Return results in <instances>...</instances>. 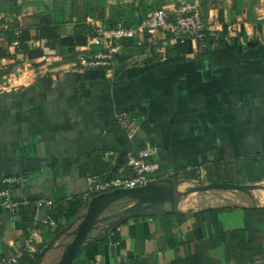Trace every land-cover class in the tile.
<instances>
[{"label":"crops","instance_id":"0c3cea01","mask_svg":"<svg viewBox=\"0 0 264 264\" xmlns=\"http://www.w3.org/2000/svg\"><path fill=\"white\" fill-rule=\"evenodd\" d=\"M139 1L103 0L91 11L88 0H45L16 15L0 11V75L15 73L6 86L0 77V187L3 177H19L15 209L0 206V264L36 260L71 221L70 201L80 202L76 215L93 196L88 176H132L129 159L146 145L157 162L148 180L212 181L206 170L216 161L235 166L236 182L263 185L264 0H195L210 30L236 33L230 42L222 36L225 44L167 36L154 45L142 34L111 42L108 65L80 66L81 55L107 51L94 25H124L142 13ZM13 20L15 33L48 26V36L28 41L43 54L28 59L16 41L7 43ZM77 28L82 44L74 43ZM120 113L135 119L133 135L120 127ZM220 190L191 192L175 210L128 216L107 232L95 228L70 264H264L259 191L254 200ZM60 252L48 248L37 264L54 263Z\"/></svg>","mask_w":264,"mask_h":264},{"label":"built area","instance_id":"2783aa9c","mask_svg":"<svg viewBox=\"0 0 264 264\" xmlns=\"http://www.w3.org/2000/svg\"><path fill=\"white\" fill-rule=\"evenodd\" d=\"M213 23H216L215 21ZM228 32L222 34L226 42L235 38L236 33ZM240 29H238L239 31ZM222 31V30H221ZM217 29H209L202 19V14L195 0H180L178 3L172 2L168 5L154 6L149 9L141 18L140 22L131 27L118 25L115 27L104 26L101 22L94 25L95 36L104 39L107 51L97 50L90 54H83L79 57L78 63L85 68L108 65L111 58L110 43L120 39L130 40L137 39L142 34L149 35L151 44H156L158 39H164L170 36L175 39L184 37L200 38L211 36L217 39L221 35ZM235 31V32H238ZM3 80L6 86L15 77V73H8ZM120 127L128 135H133L137 128V123L133 117L120 113L118 116ZM156 154L154 146L146 145L139 149L137 157H131L129 163L133 170L130 177H117L100 179L96 175H89L87 183L89 192L98 194L119 187H133L145 183L148 178L146 173L157 168V162L151 159ZM19 177L5 176L1 179L0 187V206L9 211L15 209V203L12 201V186L16 185ZM42 201H38L40 205ZM15 257H9L2 261V264H11Z\"/></svg>","mask_w":264,"mask_h":264},{"label":"water","instance_id":"95a60500","mask_svg":"<svg viewBox=\"0 0 264 264\" xmlns=\"http://www.w3.org/2000/svg\"><path fill=\"white\" fill-rule=\"evenodd\" d=\"M4 1L10 0H0ZM180 182L181 180L165 176L147 180L141 185L114 188L93 195L83 204L80 213L53 235L32 264H37L39 256L53 247H61V252L52 264H70L75 253L95 228L107 232L128 216L142 212L175 210L178 199L191 192L210 189L234 190L255 200L253 192L258 189L264 191V185L258 182L197 181L187 187H180ZM117 200H124L125 205L112 210L111 206ZM128 203L130 204L126 206ZM165 206H168V209ZM100 223H104L103 227H100ZM71 225L75 227L68 231ZM59 239L62 242H58Z\"/></svg>","mask_w":264,"mask_h":264},{"label":"trees","instance_id":"16d2710c","mask_svg":"<svg viewBox=\"0 0 264 264\" xmlns=\"http://www.w3.org/2000/svg\"><path fill=\"white\" fill-rule=\"evenodd\" d=\"M85 1V0H83ZM89 1V8L91 11H95L97 9V6L101 1L103 0H88ZM162 3L164 2H159V0H152V5H145L144 0H140L138 3V8L143 9L141 14H137L135 16L128 17L125 19V24L123 26L125 27H130V26H135L137 25L143 15L152 7L154 6H161ZM31 4H43L46 6L45 0H10V1H4L0 2V11L5 12V13H10L13 15H16L17 13L20 12L21 8L26 6V5H31ZM136 10V9H135ZM114 16V15H113ZM112 15L109 17L112 18ZM15 26H16V21L13 20V24L9 26L5 31L3 32L4 38L7 41V43H11L13 41L17 42L16 46V51L21 52L25 58H34L37 57L45 52V50L42 47L39 46H30L28 45V41L30 38L39 36V33L44 36H48L49 34L47 33V28L48 26H43L40 28H34V29H28L27 27H19V31L15 33ZM54 27H50V31L53 30ZM225 28L222 29L221 35L217 38L214 39L216 43L219 44H225L222 38V34L224 33ZM50 33V32H49ZM51 37V35H50ZM54 38H58L57 34L53 35ZM73 39L75 44H82L85 42L84 38L82 37L81 31L75 29V32L73 34ZM186 43L184 41H180L177 43V48L178 51L181 53L185 50ZM4 55V52L0 50V56ZM143 55L139 57V59H142ZM6 73H3L0 75L1 78L5 76ZM213 167H207L206 170V175L208 180H214V181H221V182H236V175L239 173V171L233 166L232 164H226V163H218V162H213ZM95 195V194H92ZM67 210H66V219L68 221L72 220L75 217V213L77 212V209L80 207V202L77 201L76 199H73L70 201L69 205H67ZM42 248V245L39 247V249ZM36 255V254H35ZM32 258L29 260L28 264H32L33 262Z\"/></svg>","mask_w":264,"mask_h":264},{"label":"rangeland","instance_id":"374dc122","mask_svg":"<svg viewBox=\"0 0 264 264\" xmlns=\"http://www.w3.org/2000/svg\"><path fill=\"white\" fill-rule=\"evenodd\" d=\"M150 1H152V0H150ZM167 1H170V0H159V2H167ZM263 183H264V182H263ZM223 191H227V192H224V193H237V195H245V194H243V193H241V192H237V191L235 192L234 190H220V192H223ZM123 202H124V200H117V201H115V202L112 204L111 209H112V210H117V209H119L121 206L125 205ZM130 203H131V202H130ZM130 203L126 204V206L129 205ZM74 227H75V225H71V226L69 227L68 231H69V230H72Z\"/></svg>","mask_w":264,"mask_h":264},{"label":"bare ground","instance_id":"6f19581e","mask_svg":"<svg viewBox=\"0 0 264 264\" xmlns=\"http://www.w3.org/2000/svg\"><path fill=\"white\" fill-rule=\"evenodd\" d=\"M263 185H264V183H263ZM257 192L259 191V193H258V198H259V200H261V201H263L264 202V192L261 190V189H258V190H256Z\"/></svg>","mask_w":264,"mask_h":264}]
</instances>
